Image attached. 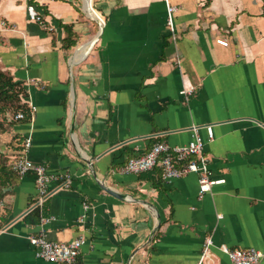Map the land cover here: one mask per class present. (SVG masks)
I'll return each mask as SVG.
<instances>
[{
	"label": "crops",
	"instance_id": "1",
	"mask_svg": "<svg viewBox=\"0 0 264 264\" xmlns=\"http://www.w3.org/2000/svg\"><path fill=\"white\" fill-rule=\"evenodd\" d=\"M0 71L36 107L0 132V152L30 135L28 158L54 176L43 223L26 220L33 174L0 200V264H60L35 255L39 233L82 237L76 264H199L208 237L201 264H231L221 246L258 249L264 264V0H0ZM193 126L223 180L202 198L194 173L121 171L156 142L186 144Z\"/></svg>",
	"mask_w": 264,
	"mask_h": 264
},
{
	"label": "built area",
	"instance_id": "2",
	"mask_svg": "<svg viewBox=\"0 0 264 264\" xmlns=\"http://www.w3.org/2000/svg\"><path fill=\"white\" fill-rule=\"evenodd\" d=\"M165 6L166 27L172 39H174V12L176 11V7L167 2ZM27 11L31 20H35L41 25H44V22L41 20L34 6L30 5ZM101 23L103 24L104 20L100 19V24ZM218 43L222 45L227 44L225 40H218ZM191 90L192 88H189L182 93L188 94ZM27 107V113L18 110L13 115L12 120L21 121L26 118L27 114V118L30 121L34 116L36 107L32 104L27 105ZM192 131L193 133L191 134L190 140L184 145L171 146L164 142H156L146 152L130 156L121 168V171L129 174H140L158 167L161 170L162 179L165 181L194 173L198 177V198H202L205 193L211 191L214 185L223 182V180L215 178L209 168V160L204 153L205 141L199 135L198 127L193 126ZM206 133L207 141H212L213 133L209 126L206 127ZM31 145V136H25L20 151L8 157V166L19 177H23L29 173L33 174L37 191L35 206L41 209L49 196V186L54 176L45 166L34 163L28 158L27 153ZM59 178L63 187H68L70 185L71 177L68 173L60 175ZM44 221H46V218L41 216L40 222L43 223ZM29 242L33 245L35 255L38 258L52 263L76 264L84 240L82 237H78L68 243H64L49 240L43 233H39L31 235L29 237ZM211 244V238H206L199 264H201L207 256ZM221 250L228 256L231 264H260L263 256L260 250L253 247L231 249L226 246H221Z\"/></svg>",
	"mask_w": 264,
	"mask_h": 264
},
{
	"label": "trees",
	"instance_id": "3",
	"mask_svg": "<svg viewBox=\"0 0 264 264\" xmlns=\"http://www.w3.org/2000/svg\"><path fill=\"white\" fill-rule=\"evenodd\" d=\"M70 34L66 36L63 42V47L65 49H70L72 46L75 45V41H69ZM24 90L21 86L20 82H16L13 80V77L5 72L0 71V114L4 113L7 109L11 108L14 110L15 114L18 110L27 113V105L24 102H20L19 96H24ZM21 121H29L27 118ZM13 123V120L12 122ZM11 123L7 124L10 125ZM5 130L4 124L0 122V132ZM23 141L21 140L20 143ZM7 160H0V200L3 196L8 193L9 189L13 185V182L20 177L16 175L8 166V157L6 156ZM139 176H142L141 174ZM40 209L39 207L35 206L30 214V217L26 220L30 221L31 223H38L40 220Z\"/></svg>",
	"mask_w": 264,
	"mask_h": 264
},
{
	"label": "rangeland",
	"instance_id": "4",
	"mask_svg": "<svg viewBox=\"0 0 264 264\" xmlns=\"http://www.w3.org/2000/svg\"><path fill=\"white\" fill-rule=\"evenodd\" d=\"M20 98V102H22L21 97ZM14 110L9 108L7 109L4 113L0 114V122H2L4 124V128H6V125L12 122V117ZM0 160H7L6 159V155L4 153L0 152Z\"/></svg>",
	"mask_w": 264,
	"mask_h": 264
},
{
	"label": "water",
	"instance_id": "5",
	"mask_svg": "<svg viewBox=\"0 0 264 264\" xmlns=\"http://www.w3.org/2000/svg\"><path fill=\"white\" fill-rule=\"evenodd\" d=\"M91 9H92V7H91ZM100 25H102V24H100ZM99 35H100V33H99Z\"/></svg>",
	"mask_w": 264,
	"mask_h": 264
}]
</instances>
